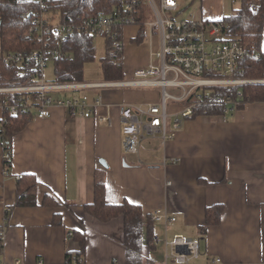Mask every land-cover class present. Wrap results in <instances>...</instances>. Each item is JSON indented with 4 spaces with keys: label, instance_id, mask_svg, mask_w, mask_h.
<instances>
[{
    "label": "crops",
    "instance_id": "0c3cea01",
    "mask_svg": "<svg viewBox=\"0 0 264 264\" xmlns=\"http://www.w3.org/2000/svg\"><path fill=\"white\" fill-rule=\"evenodd\" d=\"M199 2V18L208 20L226 16V2L234 3ZM139 29L137 24L122 28L124 75L147 66L160 47L159 33L146 27L143 40L134 42ZM246 80L264 83V78ZM83 93L90 102L101 97L91 116H75L56 105L45 118L33 115L12 135L6 172L0 147V227L6 235L0 264L17 260L19 264H73L74 260L66 261V252L81 248L74 239L76 231L84 235L82 264H127L123 218L103 222L84 211L83 206L93 201L96 174L104 180L107 202L126 200L141 205L145 213L160 210L176 218L170 225L153 219L155 246L147 249L144 242L141 264H174L165 256L164 240L176 234L200 241L199 254L189 264H264V101L247 102L219 115L188 118L173 138L163 143L158 137H145L138 152L130 153L122 144L121 106L158 102L160 89L109 86L51 94L65 98ZM174 104L170 112L178 110ZM99 116L110 117V123L99 121ZM172 158L177 161L171 162ZM28 173L37 180V204L13 207L16 175ZM48 196L58 203L42 204ZM215 204L223 205L220 222L201 233L205 209Z\"/></svg>",
    "mask_w": 264,
    "mask_h": 264
},
{
    "label": "built area",
    "instance_id": "2783aa9c",
    "mask_svg": "<svg viewBox=\"0 0 264 264\" xmlns=\"http://www.w3.org/2000/svg\"><path fill=\"white\" fill-rule=\"evenodd\" d=\"M41 5L31 17V27L25 39L45 43L48 37L64 38L73 33L72 27L60 22L57 13L48 9L50 0H32ZM179 0H122V4L108 12H97L83 17L82 25L94 37L108 39L114 51L123 54L122 28L138 24L139 6L144 3L148 17L143 26L160 35V47L153 53L150 63L135 69L133 78L102 82L49 83L43 79V68L49 56L42 49L24 53L3 55L0 43V59L3 63L24 66L34 63L41 76H30L25 83L0 85V131L8 124L6 115L30 114L37 118L49 116L51 106L67 108L75 116H91L94 106L99 105L97 95L93 102L83 93L76 97H53L52 92L98 89L109 86H154L160 89V99L146 105L123 104L120 111L122 144L126 152L137 153L140 142L145 137H158L164 143L173 138L182 122L191 116L193 107L200 105L210 94V86L237 85L250 80L233 76L238 70L240 59L248 54L247 48L236 40L228 39L226 23L221 19H178ZM239 0H232V2ZM255 8V3L249 4ZM152 17V18H151ZM1 31V21H0ZM46 45V43H45ZM51 55H55L52 53ZM121 62V61H120ZM240 96L241 93L238 92ZM190 100L184 104V101ZM223 102L222 97L217 98ZM169 102L178 103L179 109L169 111ZM224 111L234 109L231 100L226 102ZM99 121L110 123V117L99 116ZM2 148L5 167L11 163V149ZM172 158L171 162H176ZM22 175H16L20 179ZM155 221L172 224L176 218L166 211L153 213ZM5 230L0 227V250L5 242ZM155 241H158L156 238ZM167 247L166 258L174 264H189L199 254L200 241L181 234L164 240ZM19 264L20 261L15 262ZM73 264H82L75 260Z\"/></svg>",
    "mask_w": 264,
    "mask_h": 264
},
{
    "label": "trees",
    "instance_id": "16d2710c",
    "mask_svg": "<svg viewBox=\"0 0 264 264\" xmlns=\"http://www.w3.org/2000/svg\"><path fill=\"white\" fill-rule=\"evenodd\" d=\"M253 1L255 8L248 4ZM239 7L229 15L223 16L226 23L228 39L236 40L247 48L248 54L240 59L238 70L233 75L241 79L259 80L264 78V54L261 52V42L264 28V0H239ZM122 0H50L48 9L57 13L60 22L69 24L73 33L64 38L48 37L45 43H38L33 39H25L31 27L33 13L41 5L32 0H0V43L3 55L9 53H24L42 49L44 56H49L54 62L53 83L82 82L83 66L95 58L94 36L82 25L83 17L108 12L119 7ZM138 24L140 29L134 42H141L144 38L143 21L147 17L144 3L139 6ZM105 53L101 58L103 80L114 81L124 79L121 66V54L112 49L108 39L104 40ZM54 53L55 55H51ZM41 76L34 63L24 66L3 63L0 59V85L23 84L30 76ZM210 94L200 105L193 107L191 116L219 115L225 111L226 102L231 100L234 109H240L247 102L264 101V83L250 82L237 85L210 86ZM238 92L241 95H238ZM222 97L223 102L217 98ZM190 100L184 101V104ZM8 124H4L0 131V145L11 149L12 135L24 128L32 119L30 114L6 115ZM5 168V167H4ZM8 168V167H7ZM37 180L31 173L22 174L16 185L14 206L36 205ZM57 200L45 197L42 204L55 205ZM11 206V207H12ZM84 211L99 221H108L114 217L123 218V245L127 264H141L143 261L144 242L147 249L155 246L153 231V213H145L141 205L129 201L109 203L105 197V183L100 175H95L94 197L91 203L83 206ZM9 210L5 213L8 218ZM223 212L222 204L206 207L204 224L199 231L205 233L209 225L218 224ZM58 216V215H57ZM54 216V222L60 219ZM74 239L80 244V250L67 251L66 261L72 263L83 253L84 235L80 231L73 233ZM79 262H82L79 259Z\"/></svg>",
    "mask_w": 264,
    "mask_h": 264
},
{
    "label": "rangeland",
    "instance_id": "374dc122",
    "mask_svg": "<svg viewBox=\"0 0 264 264\" xmlns=\"http://www.w3.org/2000/svg\"><path fill=\"white\" fill-rule=\"evenodd\" d=\"M240 5L239 1H235L234 3L226 2L225 6V14L229 15L233 12L234 9L238 8ZM199 11H200V2L199 0H179V10L176 15L178 19H200L199 18ZM152 18V17H151ZM93 43L95 46V58L91 61H88L83 66V73L82 77L84 81H102L103 74L101 69V58L104 56L105 47H104V40L99 37H94ZM132 64H136V62H132ZM135 66V65H132ZM133 78V75L125 74L124 79ZM43 79L46 82H54V62L52 59L47 60L46 65L43 68ZM172 102H169V111L172 109ZM174 104V103H173ZM176 105V108L179 109V104Z\"/></svg>",
    "mask_w": 264,
    "mask_h": 264
},
{
    "label": "water",
    "instance_id": "95a60500",
    "mask_svg": "<svg viewBox=\"0 0 264 264\" xmlns=\"http://www.w3.org/2000/svg\"><path fill=\"white\" fill-rule=\"evenodd\" d=\"M99 162L102 163V164L104 163L101 159H99Z\"/></svg>",
    "mask_w": 264,
    "mask_h": 264
}]
</instances>
